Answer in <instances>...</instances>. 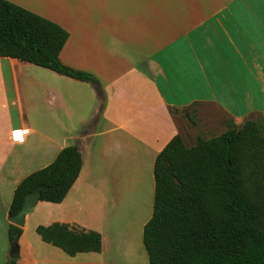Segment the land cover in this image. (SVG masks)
Segmentation results:
<instances>
[{
    "label": "crops",
    "instance_id": "0c3cea01",
    "mask_svg": "<svg viewBox=\"0 0 264 264\" xmlns=\"http://www.w3.org/2000/svg\"><path fill=\"white\" fill-rule=\"evenodd\" d=\"M5 1L65 30L60 62L96 84L0 58L4 246L17 185L76 147L77 180L61 203L27 215L17 264H149L142 234L163 148L247 121L264 136V0ZM54 223L100 234L101 252L69 257L42 242L36 227Z\"/></svg>",
    "mask_w": 264,
    "mask_h": 264
},
{
    "label": "trees",
    "instance_id": "16d2710c",
    "mask_svg": "<svg viewBox=\"0 0 264 264\" xmlns=\"http://www.w3.org/2000/svg\"><path fill=\"white\" fill-rule=\"evenodd\" d=\"M68 36L58 25L0 0V58L96 84L91 75L60 62ZM81 167L76 147L61 150L49 166L17 185L8 216L16 215L38 186L45 187L41 202L61 203ZM35 232L69 257L101 252L96 232L59 223ZM21 235L22 229L8 224L10 252ZM142 243L149 264H264V136L255 122L192 148L176 136L163 148L154 163L153 213Z\"/></svg>",
    "mask_w": 264,
    "mask_h": 264
},
{
    "label": "water",
    "instance_id": "95a60500",
    "mask_svg": "<svg viewBox=\"0 0 264 264\" xmlns=\"http://www.w3.org/2000/svg\"><path fill=\"white\" fill-rule=\"evenodd\" d=\"M44 186H38L35 189L32 190L31 193L27 194L24 199L23 203L21 205L20 210L16 215L13 217H9L8 222L9 224L17 227V228H23L25 224V219L27 215L30 214L34 206L40 201L41 198V191L44 189ZM10 258L11 260H17L18 259V253L16 248L11 250L10 252Z\"/></svg>",
    "mask_w": 264,
    "mask_h": 264
},
{
    "label": "rangeland",
    "instance_id": "374dc122",
    "mask_svg": "<svg viewBox=\"0 0 264 264\" xmlns=\"http://www.w3.org/2000/svg\"><path fill=\"white\" fill-rule=\"evenodd\" d=\"M34 235H35V233H34ZM6 253L8 252V260H11V258H10V250H9V244H8V242H6ZM4 243H3V239L2 238H0V255H1V253L3 252V249H4ZM0 264H1V262H0Z\"/></svg>",
    "mask_w": 264,
    "mask_h": 264
}]
</instances>
